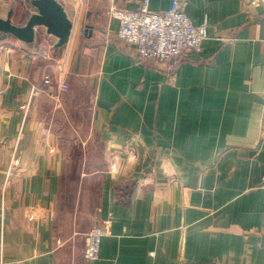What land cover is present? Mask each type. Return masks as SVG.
<instances>
[{
  "label": "crops",
  "instance_id": "obj_1",
  "mask_svg": "<svg viewBox=\"0 0 264 264\" xmlns=\"http://www.w3.org/2000/svg\"><path fill=\"white\" fill-rule=\"evenodd\" d=\"M185 1L207 39L172 69L117 37L110 8L142 0H59L63 48L0 32V264H264V8Z\"/></svg>",
  "mask_w": 264,
  "mask_h": 264
},
{
  "label": "built area",
  "instance_id": "obj_2",
  "mask_svg": "<svg viewBox=\"0 0 264 264\" xmlns=\"http://www.w3.org/2000/svg\"><path fill=\"white\" fill-rule=\"evenodd\" d=\"M247 1L249 6L264 8V0ZM185 3V0H172L168 8L160 11L151 10L148 0H142L137 9L111 7L110 15L118 22V39L130 45L138 58L167 64L170 69L176 67L188 51H201L202 43L207 39L206 20L195 26L183 11ZM61 77L43 74L41 90L53 97L67 90L68 84ZM102 235L101 226L86 232L83 254L86 261L98 258Z\"/></svg>",
  "mask_w": 264,
  "mask_h": 264
},
{
  "label": "water",
  "instance_id": "obj_3",
  "mask_svg": "<svg viewBox=\"0 0 264 264\" xmlns=\"http://www.w3.org/2000/svg\"><path fill=\"white\" fill-rule=\"evenodd\" d=\"M22 22L11 20L13 8L5 17L0 16V32L15 40L29 44L35 39L38 30L55 39L53 46L67 45L73 29V19L68 16L59 0H22Z\"/></svg>",
  "mask_w": 264,
  "mask_h": 264
},
{
  "label": "rangeland",
  "instance_id": "obj_4",
  "mask_svg": "<svg viewBox=\"0 0 264 264\" xmlns=\"http://www.w3.org/2000/svg\"><path fill=\"white\" fill-rule=\"evenodd\" d=\"M106 225V224H105ZM94 227V226H93Z\"/></svg>",
  "mask_w": 264,
  "mask_h": 264
}]
</instances>
